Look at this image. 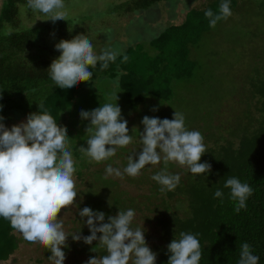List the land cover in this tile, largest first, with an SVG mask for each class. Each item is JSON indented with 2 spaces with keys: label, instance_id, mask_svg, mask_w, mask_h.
<instances>
[{
  "label": "rangeland",
  "instance_id": "obj_1",
  "mask_svg": "<svg viewBox=\"0 0 264 264\" xmlns=\"http://www.w3.org/2000/svg\"><path fill=\"white\" fill-rule=\"evenodd\" d=\"M130 1L64 0L68 16L66 21L57 20L55 23L47 20L48 16L20 4L15 18L18 29L43 27L46 22L55 27V34L44 36L43 33L41 40L39 38L37 42L43 52H49L52 60L60 55L54 46L61 39L70 40L78 34H84L90 39L97 54L103 49L112 48L120 52L116 57L118 58L131 48L129 57L136 71L145 68L150 76L158 55L155 45L151 43L152 39L164 28L184 22L186 13L191 8H203L211 0H161L144 11L118 13ZM1 3L2 0L0 6ZM178 36L176 34L174 37V49L181 48L184 44V39ZM191 43H195L196 47H191ZM187 47L189 52L185 63L182 61L177 68L168 62L161 65L162 68L166 66L167 69L178 71L181 67L189 70V73L182 71L178 77L174 75V79H169L172 94L161 103L157 99L148 98L135 108L134 101L127 98L124 91L114 83L117 80L96 71H92L91 81L82 82L74 103L64 114L62 125L67 128L69 148L77 162L74 178L79 193L74 205L62 209L58 214V218L63 219L67 233L74 231L76 223L88 229L85 223L87 218L80 219L76 215L79 205L83 208L91 206L94 211L104 212V222H107L108 215H112V210L118 212L131 208L136 213L132 226L143 227L146 244L154 252V246L160 241L155 239L159 234L154 227L155 223L149 219L154 215L150 210L157 211L155 205L150 204V199H158L164 193L154 194L155 187L152 184L155 181L151 177L165 167L164 162L146 165L135 178L125 174L121 179L108 176L105 172L109 164L122 171L127 166L128 156L140 151L142 118L147 115L171 120L174 111L181 112L188 129L200 131L206 146H214L231 136L232 126L238 115L244 120L246 113L259 116V111L254 106L257 94L253 92L250 80L264 79V0H237L230 17L222 19L212 30L197 39L191 37ZM180 52L183 51H178L177 55L180 56ZM172 53L170 50V60L178 57L175 56L176 52ZM114 92H118L116 103L121 108L122 117L128 122L127 127L133 141L118 148L115 156L97 163L78 150L80 146L87 147L86 141L90 135L85 132L90 121L82 120L79 113L82 109L90 111L106 102L115 103L112 98ZM26 117L25 114L18 116L5 126L19 124ZM167 169L170 173H179L181 180H185L189 173L186 166L175 162H168ZM87 195L91 201L90 206L85 202ZM113 197L123 200L124 205L115 206ZM164 197L171 205L181 207L176 196ZM15 232L20 239L18 248L6 260H0V264H54L49 259L51 252L47 248L38 243H29L22 234L16 230ZM99 235L97 233L98 237ZM90 245L83 247L76 243L69 250L66 247L64 264H86L91 258L89 250L86 251ZM96 256L101 257L100 254Z\"/></svg>",
  "mask_w": 264,
  "mask_h": 264
},
{
  "label": "clouds",
  "instance_id": "obj_2",
  "mask_svg": "<svg viewBox=\"0 0 264 264\" xmlns=\"http://www.w3.org/2000/svg\"><path fill=\"white\" fill-rule=\"evenodd\" d=\"M27 7L48 16L47 20L53 23L66 21L68 16L64 0H27ZM204 15L209 19V26L214 28L219 20L232 15L230 0H222L219 14L209 8ZM54 47L60 55L52 60L48 72L54 86L60 89H73L80 82L91 81L93 72L90 68H95L100 62L101 69H107L109 62H114L120 55L112 48L97 54L84 34L70 40L61 39ZM128 59L127 55L123 56L125 62ZM114 83L119 87L118 79ZM117 93H112L115 103L106 102L90 111L82 109L79 113L82 120L90 121L85 129L90 135L87 147L80 146L78 150L97 163L115 156L118 148L133 141L128 122L116 103ZM2 107L0 105V109ZM38 109L11 128L4 125V117L0 116V217L9 221L25 241L47 248L51 252L49 259L54 264H64L66 255L62 249L67 247L69 235L74 241L82 239L89 245L98 241L106 249V255L91 257L86 264H129L130 261L131 264H156L157 254L146 244L143 227L132 226L136 215L134 209L118 210L104 222V212L85 206L78 215L82 219L87 218L85 223L90 235L82 237L64 230L63 219L58 218V214L74 205L79 194L74 178L77 162L69 148L67 128L57 124L43 103L38 105ZM141 124L140 151L128 156L127 166L122 171L107 165L106 175L123 179L126 174L135 178L146 165H157L163 161L165 167L151 179L161 186V191H171L179 185L181 175L170 173L168 162L186 166L194 175L210 173L212 165L207 161L200 162L207 152L205 138L200 131L188 129L183 113L174 111L171 120L146 115ZM224 188L230 190L229 198L235 202L234 212L237 214L246 209V201L254 194L251 185L237 177H229ZM214 199L223 202L221 189L214 192ZM198 235L181 232L179 239H173L167 245L170 253L167 264H200L203 252ZM238 264H259V256L253 254L247 242L240 246Z\"/></svg>",
  "mask_w": 264,
  "mask_h": 264
},
{
  "label": "trees",
  "instance_id": "obj_3",
  "mask_svg": "<svg viewBox=\"0 0 264 264\" xmlns=\"http://www.w3.org/2000/svg\"><path fill=\"white\" fill-rule=\"evenodd\" d=\"M158 1L161 0H131L124 4L118 13L144 11ZM221 2L222 0H211L203 8H191L187 11L184 22L164 28L152 39L151 43L155 45L158 55L150 76L145 68L136 71L129 57L131 48L125 54L129 57L128 61L125 62L124 55H121L114 62H109L107 69L102 70L101 63L98 62L95 68L89 70L118 79L119 88L127 98L134 101L135 108L148 98L157 99L160 103L168 100L172 94L169 79H174V75L178 77L182 71L189 73V70L181 67L178 71L167 69L166 66L162 68L161 65L168 62L177 68L182 61L186 62L189 39H197L213 29L204 15L205 10L210 8L213 13L219 14ZM236 3L237 0H230L231 11ZM20 4L27 5V0H2L0 6V105L3 106L0 116L4 117L2 122L5 125L18 116L38 112V105L43 103L57 120V124L62 126L64 114L74 103L82 82L73 89L54 86L48 72L52 62L51 56L49 52H43L37 42L39 38L41 40L43 33L44 36L55 34L56 29L47 22L43 27L18 29L15 17ZM176 34L180 39H184V44L181 48L174 49ZM192 46L196 47V44L191 43ZM170 50L172 55L176 52V59L170 60ZM177 50L183 51L180 56L177 55ZM250 85L257 94L254 106L259 111V116L254 117L246 113L244 120L238 115L237 121L233 123L231 136L222 143L207 146V152L202 155L200 162L207 161L212 165L210 173L194 175L189 171L186 179L181 180L173 191H161L157 182L152 184L155 187L154 194L164 193L159 195L158 199H150V204L157 208V211L150 210L154 215L149 218L155 223L154 227L159 234L155 239L160 242L154 246V252L157 254L156 264H167L170 255L167 245L173 239H179L181 232L199 234L203 252L200 264H238L243 242L251 245L253 254L259 256V264H264V79H251ZM229 177H237L254 189V194L246 201V209H242L238 214L234 212L235 202L229 198L230 190L224 188ZM217 189L224 193L223 202L214 199ZM164 195L176 196L179 204H182L181 207L168 203ZM113 198L115 206L124 205L123 200ZM85 202L90 206L89 195L86 196ZM81 209L83 206L79 205L76 215ZM115 212V209L111 211L112 216ZM73 230L72 233L82 237L90 235L89 229L79 226L78 223ZM67 240V249L76 243L86 247L83 240L74 241L71 235ZM19 242L20 239L9 221L0 217V260H6L18 248ZM87 247L86 251L89 250L91 257L107 254L98 241H93ZM62 250L65 251L66 247Z\"/></svg>",
  "mask_w": 264,
  "mask_h": 264
}]
</instances>
